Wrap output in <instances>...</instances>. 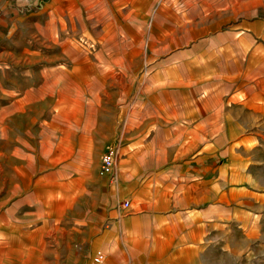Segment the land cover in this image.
Masks as SVG:
<instances>
[{
  "label": "rangeland",
  "instance_id": "1",
  "mask_svg": "<svg viewBox=\"0 0 264 264\" xmlns=\"http://www.w3.org/2000/svg\"><path fill=\"white\" fill-rule=\"evenodd\" d=\"M185 2L154 0L126 20L108 0H0V264H90L97 252L80 254L75 212L90 206L97 174L110 172H102V155L118 146L111 118L122 126L147 70L202 35V27L174 26L204 13ZM257 4L239 18L264 21V0ZM259 34L264 52V25ZM258 64L259 105L247 101L252 115L238 151L222 156L241 169L228 174L234 191L226 217L212 219L228 229L227 246L212 252V264H264L262 55Z\"/></svg>",
  "mask_w": 264,
  "mask_h": 264
},
{
  "label": "crops",
  "instance_id": "2",
  "mask_svg": "<svg viewBox=\"0 0 264 264\" xmlns=\"http://www.w3.org/2000/svg\"><path fill=\"white\" fill-rule=\"evenodd\" d=\"M259 1L185 2L187 10L203 16L194 13L190 24L182 19L174 26L205 29L188 49L173 51L170 60L147 70L139 94L125 105L122 126L116 128L115 115L111 118V135L118 140L115 163L109 173L97 174L90 206L74 215L81 255L102 251L103 264H212V252L226 248L228 229L212 226V219L226 217V200L234 191L228 174L241 166L222 156L238 151L242 124L252 115L247 101L259 105L258 58H264L259 34L264 21L239 13L245 16ZM108 3L127 20L154 0ZM230 21L236 23L221 29ZM245 55L255 60L252 67L244 65ZM125 72L132 77L131 69Z\"/></svg>",
  "mask_w": 264,
  "mask_h": 264
},
{
  "label": "built area",
  "instance_id": "3",
  "mask_svg": "<svg viewBox=\"0 0 264 264\" xmlns=\"http://www.w3.org/2000/svg\"><path fill=\"white\" fill-rule=\"evenodd\" d=\"M118 153V146L113 145L108 149L102 156V172H109L113 168V165L116 160V155ZM124 205L128 206L129 202L124 201ZM105 260V254L101 251H98L90 261V264H103Z\"/></svg>",
  "mask_w": 264,
  "mask_h": 264
}]
</instances>
